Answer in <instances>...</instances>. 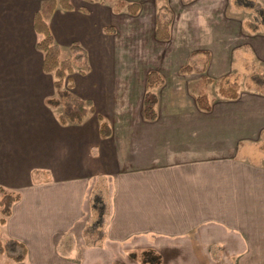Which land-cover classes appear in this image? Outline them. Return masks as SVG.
<instances>
[{
  "label": "crops",
  "instance_id": "1",
  "mask_svg": "<svg viewBox=\"0 0 264 264\" xmlns=\"http://www.w3.org/2000/svg\"><path fill=\"white\" fill-rule=\"evenodd\" d=\"M44 1L0 0V191L21 196L0 225L8 248L0 264H138L136 250L163 261L171 251L191 264H264V165L249 157L264 142V94L240 91L204 112L174 89L159 94L158 117L147 121V76L135 88L119 74L116 41L104 32L112 12L71 0L74 9L58 7L48 24L60 47L86 50L90 72L73 76V93L96 114L64 126L36 49ZM247 34L246 47L264 61V36ZM216 56L212 75L232 71ZM98 115L111 126L107 138ZM98 180L108 186L109 218L103 241L91 245L83 231ZM23 247L25 259L14 261Z\"/></svg>",
  "mask_w": 264,
  "mask_h": 264
},
{
  "label": "rangeland",
  "instance_id": "2",
  "mask_svg": "<svg viewBox=\"0 0 264 264\" xmlns=\"http://www.w3.org/2000/svg\"><path fill=\"white\" fill-rule=\"evenodd\" d=\"M140 7L136 14L125 9L120 2ZM112 13L115 33L113 39L115 58L118 59L119 74L127 81L131 78L134 86L142 84L151 71L164 78L162 86L156 88L159 100L171 90L187 91L194 95L204 93L211 101L221 98L219 89L236 84L240 91L256 89L251 81L253 74H264V61L257 52L246 47L247 32L253 36H264V0H103ZM167 5L168 9L164 8ZM118 9L119 11H116ZM172 21L171 39L167 42L155 38L157 15ZM258 39V38H256ZM62 59L72 57L70 47L62 46ZM223 60L232 71L225 74L210 72V64ZM213 60V61H212ZM222 62V61H221ZM221 64V63H220ZM187 68L186 70H184ZM189 69V70H188ZM78 70V69H77ZM212 70V69H211ZM207 78L210 82L204 81ZM135 90V89H134ZM249 157L264 165V142L252 148ZM243 155V153H242ZM106 182L98 180L89 196L91 214L83 231L87 244H99L104 239L109 212L100 223L99 213L92 210V203L107 200L110 207ZM1 195V191H0ZM99 224V225H98ZM139 256L138 264H144L147 257L142 251H132ZM151 255V263L157 264L158 251ZM184 252V251H183ZM131 253V252H130ZM164 251V261L159 264H191V259ZM132 257V255H130ZM146 258V259H145ZM163 261V262H162ZM219 259H200L199 264H212ZM135 264V263H133Z\"/></svg>",
  "mask_w": 264,
  "mask_h": 264
},
{
  "label": "trees",
  "instance_id": "3",
  "mask_svg": "<svg viewBox=\"0 0 264 264\" xmlns=\"http://www.w3.org/2000/svg\"><path fill=\"white\" fill-rule=\"evenodd\" d=\"M89 4H104L103 0H83ZM159 1V0H158ZM120 9L136 14L140 7L136 4H125L120 2ZM62 8L66 11L74 9L71 0H45L42 3L40 10L37 12L34 20V28L36 33L40 36L36 44V49L43 54V70L45 73L53 75L54 86L56 89V96L48 100V104L52 107H61L62 113L58 116L59 122L67 126L69 124L78 125L83 123L84 119L89 114H96L94 104L90 100H83L73 93L74 81L73 76L78 73L80 75H86L90 72V66L88 63V54L86 50L79 44L73 43L70 47L72 54L71 58L62 59V48L56 43L50 26L49 20L54 15L57 8ZM164 8L168 9L167 5ZM116 11H119L116 9ZM171 19H165L161 15H157L156 18V30L155 38L161 42H167L171 39ZM104 32L106 34H114L113 27H105ZM78 69V70H77ZM185 68L184 70H186ZM189 70V69H188ZM206 82H210L207 78H204ZM251 81L260 94H264V74H253ZM164 78L156 71H151L147 75V91L143 105L144 118L147 121L153 122L157 119V102L158 98L155 94L156 88L162 86ZM221 97L229 100H236L240 96V90L236 84L228 85L227 87H221L219 89ZM195 102L198 108L204 112H210L212 110V101L208 95L199 93L194 95ZM100 123V135L103 138H107L111 135V126L109 122L103 117L98 115ZM20 194L16 192H7L1 190L0 195V225H5L7 219L12 214L13 205L20 200ZM92 210L99 213L100 223H103L105 215L109 212L106 210V204L103 201H95L92 203ZM99 225V224H98ZM100 245V244H99ZM7 246L0 240V254H4L7 250ZM151 255H154L153 251L144 252L143 256L147 257V261L144 264L151 263ZM16 262H22L26 257V249L23 247V253L18 256H11ZM133 258L136 255H132ZM159 264L161 257L155 256ZM146 259V258H145Z\"/></svg>",
  "mask_w": 264,
  "mask_h": 264
}]
</instances>
